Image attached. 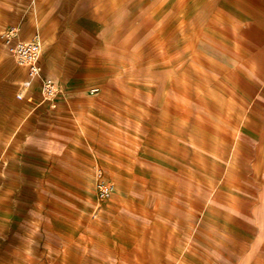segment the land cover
Returning <instances> with one entry per match:
<instances>
[{"label": "crops", "instance_id": "0c3cea01", "mask_svg": "<svg viewBox=\"0 0 264 264\" xmlns=\"http://www.w3.org/2000/svg\"><path fill=\"white\" fill-rule=\"evenodd\" d=\"M9 28L59 93L0 88V264H264V0H0Z\"/></svg>", "mask_w": 264, "mask_h": 264}, {"label": "built area", "instance_id": "2783aa9c", "mask_svg": "<svg viewBox=\"0 0 264 264\" xmlns=\"http://www.w3.org/2000/svg\"><path fill=\"white\" fill-rule=\"evenodd\" d=\"M3 47L7 55L19 66L25 69L28 79L39 80L40 68V44L37 37L28 41L18 38L16 29L9 28L0 35ZM40 91L45 99H54L58 93V86L50 79L40 80ZM115 187L104 179L101 169L95 170L94 192L99 201H107L111 198Z\"/></svg>", "mask_w": 264, "mask_h": 264}, {"label": "rangeland", "instance_id": "374dc122", "mask_svg": "<svg viewBox=\"0 0 264 264\" xmlns=\"http://www.w3.org/2000/svg\"><path fill=\"white\" fill-rule=\"evenodd\" d=\"M27 77L21 67H19L13 59H11L7 53L3 51L0 46V88L6 87L7 91H12L14 88L13 85L8 84V81H13L14 84H17L16 100L20 103L21 107H25V103H38L40 101L53 103L54 99H45L41 94V89L39 93L37 92V85L33 91L27 90L26 81ZM2 89H0V117L3 115V111L6 107V104H9L11 100L4 98L2 96ZM10 117L6 118V124L9 127L12 125Z\"/></svg>", "mask_w": 264, "mask_h": 264}]
</instances>
